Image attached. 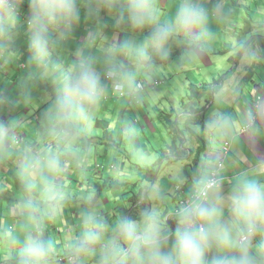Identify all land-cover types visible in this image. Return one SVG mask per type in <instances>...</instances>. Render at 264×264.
I'll return each instance as SVG.
<instances>
[{
	"label": "clouds",
	"instance_id": "1",
	"mask_svg": "<svg viewBox=\"0 0 264 264\" xmlns=\"http://www.w3.org/2000/svg\"><path fill=\"white\" fill-rule=\"evenodd\" d=\"M257 9L249 11L255 14L254 25L264 24V6ZM82 20L90 27L71 51L67 44ZM225 20L224 0L211 5L208 0H178L171 16L162 11L161 0H0V63L16 61L15 41L23 27L29 69L17 84L9 85L18 88L15 97L0 89V160L16 157L22 189L17 204L21 231L10 242L5 264H56L59 242L45 238V233L54 214L73 196L66 169L68 157L75 153L68 146L92 130L110 94L141 103L153 76L177 57L181 69L202 63L213 38L210 24ZM106 30L112 31L111 39ZM261 46L264 30L240 36L229 49L238 59L235 71L250 74L252 66L264 59ZM37 83H43L48 97L36 112L37 117L42 113L43 130L34 140L24 139L13 114L31 104ZM208 85V92L215 91L216 102L222 103L226 98L225 89H218L222 85ZM206 92L190 103L202 104ZM231 94L235 96V90ZM201 112L196 108L181 123L188 122L198 133L200 125L192 121ZM204 130L213 151L196 162L199 172L191 177L178 169L171 177L177 186L191 182L189 193L180 190V195L188 194L184 200L168 207L175 197L155 181L141 183L137 191L146 206L134 215L137 206L132 203L109 224L94 207L99 193L88 191L83 202L89 207L81 212L79 236L63 245L66 262L264 264V159L256 167L246 163L230 176L224 168L230 143L239 141L242 133L251 142L264 137V107L248 109L235 119L214 113ZM220 146L221 151L215 150ZM140 159L148 163L146 153Z\"/></svg>",
	"mask_w": 264,
	"mask_h": 264
},
{
	"label": "crops",
	"instance_id": "2",
	"mask_svg": "<svg viewBox=\"0 0 264 264\" xmlns=\"http://www.w3.org/2000/svg\"><path fill=\"white\" fill-rule=\"evenodd\" d=\"M178 0H161V3L166 11H169L167 16H171L174 14L173 11H175L176 2ZM172 2V3H171ZM170 8V9H168ZM257 13H261L260 11ZM260 15V14H258ZM257 15V16H258ZM228 16V15H226ZM261 18V16H260ZM107 21V18H106ZM225 22V21H223ZM24 21L21 19V24H23ZM222 23V22H215L213 21L210 24V29L214 32V28L216 27V24ZM90 25L88 23H85L84 21H81V26L77 28V30L73 34V39H71L67 47L71 49V51H75L78 46V40L76 39V34L78 31H82V35L87 34V30L89 29ZM254 29L251 31V35L257 34L258 31L264 30V24L255 23L253 25ZM262 27V28H261ZM235 29H230V32H233ZM105 35L111 39L112 37V31L106 30ZM235 39V38H234ZM233 41H227L224 45H222L223 48H225L227 51H229ZM15 46L17 49V59L14 63L9 65H4L3 63H0V89H4L8 91L9 96L15 97L18 94V88L13 87L9 89V85H15L17 84L23 76H25L29 69L25 61L27 60L28 53L25 51L27 48V35L25 34V30L23 27L19 29L18 37L15 41ZM224 52L221 51H213L211 56L207 54L203 62H197L193 66L187 65V67H184L181 69L182 72L186 73L184 76H187V74L195 75L192 78L196 82V84H210L214 85L216 82H218L220 86L218 89H225V96L226 98L222 103H217L215 99V91L210 94L208 91L204 94V101L202 104L197 103H190L187 101L186 104L183 103V98H188L189 92L188 87L190 83V80H188V77L184 79H178L176 74L174 73V70L170 69V66L172 64H179L180 59L176 58V60L170 64L167 65V68H162L161 73H157V76L160 80L163 81V83L160 85V87L157 90H151L149 92L144 93V100L141 103H137L135 101H129L126 98L125 105H123L125 108L128 107H137L139 112L141 110V113H144L145 117L143 119V122H140V115L139 119L133 124V126L138 127L141 131H144L142 136H147V133L145 130L149 129V131L157 130L156 133L158 134V127L156 126L157 120H159L160 113H173L174 116V122L177 124V127L180 132H183L184 135L177 133V130L175 133H172L171 131H168L169 134H172L176 136L177 141L175 143V146L178 148H182L181 155L176 159L177 165H174V168L177 170H182L184 173H186L188 176L194 177L196 173L199 172L200 165L195 162L201 161L205 158H207L210 153L213 151L212 146L209 144V136L208 133L204 130L205 137L203 139H199L197 144H190L188 137L186 134L191 130L188 127V122L181 123V120L186 117L189 113H192V107L193 105L196 106V108H199L201 110L202 115L198 117L200 120V126L204 128V125L208 121L209 117L212 116L214 113H220V114H229L234 119L238 117L239 115L245 113L246 110L252 109V108H260L264 107V59H259L256 64H254L251 68V73L249 76L243 75L241 76L238 72L235 71V66H237V62H232L231 59L228 57L227 62H230L229 64H218L215 58L213 56H219L222 55L223 57ZM260 54L261 56H264V47L261 46L260 48ZM258 64V67L256 65ZM26 67V68H22ZM183 76V77H184ZM156 78V77H155ZM155 78H152V81L155 80ZM250 79H253V81H249ZM151 81V82H152ZM238 81V83L236 82ZM159 82V81H158ZM222 82V83H221ZM253 82L254 85L252 88H250V92H248V95L246 94L245 88L249 85V83ZM44 85L43 83H37L35 87L32 88V96L33 99L31 101V104L25 108V106L21 105L18 107V109L13 114V117L16 118L17 123L19 125V115L27 114V119H29L27 122H25V125H19L17 129L18 134H23L24 139H32L34 140L37 135L43 130L42 126L43 124H36L37 121H43L42 118L36 117L37 110L40 109V106L44 103L41 101H38L37 103L35 101V95L38 91H43ZM235 90L236 95L233 96L231 93ZM117 99L123 97L112 95L111 97H108L104 102L106 103L108 99ZM214 98L213 104L208 107L207 104L210 103V100ZM260 100V104H259ZM166 102V104H165ZM107 104V103H106ZM183 105V106H182ZM108 106V105H107ZM118 108V107H117ZM206 109V110H205ZM102 111H108V107L102 108ZM207 111V112H206ZM42 114V113H41ZM33 115V116H32ZM126 115V117H127ZM97 125H101L100 122H97ZM102 127V125H101ZM100 127V128H101ZM176 127V129H177ZM26 128L28 129V133L26 131ZM98 126L96 129H100ZM109 129H111L109 127ZM138 129V130H139ZM166 135L162 134L158 139L161 140L162 143H165ZM152 138L157 139L156 137ZM231 144V155L228 160L224 162V168H225V174L226 175H234L238 173L239 171L243 170L245 167V164L247 163L250 167H256L258 165L259 159H264V137H256L254 142L249 141L247 135L241 134V138L236 143H230ZM74 145H76L74 143ZM222 145V144H221ZM41 147H43V143L40 144ZM61 147H64L63 145H60ZM70 146V145H69ZM202 147V148H201ZM80 147L76 146L75 151V157L69 158L68 157V170L66 169V178L68 177L70 181H72L73 172H71L72 168L70 166L72 165V159H80ZM68 150V149H67ZM217 151H221V146L218 149H215ZM170 152L168 151V154ZM191 157H188L190 156ZM152 158V155H150V159ZM81 161V160H80ZM159 167V165L157 164ZM117 167V168H115ZM109 169V166H108ZM118 169V165L115 163L111 166L110 171H116ZM193 169L196 170V172H193ZM90 172V171H89ZM105 172V169H104ZM102 180L105 179V176L101 177ZM159 178V175L157 176V179ZM81 175H79L77 178H75V181H78L79 184L76 185L73 181L70 183L73 187L79 186L80 188H96V185L94 183L85 182L84 185L81 183ZM87 181V180H86ZM160 181V180H159ZM189 185H183V186H177L176 183L172 184L170 182H164L162 183V186H160L164 191L170 194V197H175V199H170L171 202H167L168 207L171 206V203L173 205L178 204L179 196H180V190L182 188L186 189L187 192H189L188 187H190L191 182H188ZM111 187V186H109ZM115 186V189H118ZM108 188V187H107ZM172 193H174V196H172ZM22 196V189H21V183L19 181L18 175H17V160L16 157L13 156L11 158H5L3 160H0V248L2 249V255L3 260L0 262V264H5L7 254L11 251V240L16 236L20 231L21 228L17 229V221L14 216H12V208L14 207V204L12 202H18ZM14 197L15 199H12ZM72 199V198H71ZM107 202L106 197H101L99 201ZM144 206H146L145 203L138 204L136 210L140 211ZM6 213V214H5ZM62 225L63 228L57 229V227H54L55 230L62 233V229H64L65 232H68L70 230L77 231L79 228L78 223H73L70 220L66 221L62 219ZM49 228V226H48ZM80 230H78L79 232ZM13 233V234H12ZM52 235V231L50 228L46 230L45 238L49 239ZM63 236V244L65 243V238ZM73 240L72 238H68V241ZM59 247H61L63 250V247L58 244ZM58 257H61V254L57 255ZM67 258L64 257L63 260H61L62 264H66ZM63 261V262H62Z\"/></svg>",
	"mask_w": 264,
	"mask_h": 264
},
{
	"label": "rangeland",
	"instance_id": "3",
	"mask_svg": "<svg viewBox=\"0 0 264 264\" xmlns=\"http://www.w3.org/2000/svg\"><path fill=\"white\" fill-rule=\"evenodd\" d=\"M212 1L215 2V0H208L209 5L214 3ZM177 4L178 1L176 2V6ZM224 4L225 13L228 16H226L225 22L216 24L214 32L212 29H210L213 33V38L208 41V48L210 49L208 54L210 56L213 51L224 52L223 57L222 55L213 56V58H215L220 65L226 63L229 64L230 62H227L228 57L232 62L238 60L232 55L230 50L227 51L222 47V45H224L227 41H233V44L240 36L249 35L251 33V31L254 29L253 25L256 18L255 14L249 11L258 10L257 8L259 4L264 6V0L261 2H259V0H224ZM161 7L162 11L167 16L169 11L165 10L162 3ZM229 9H232L233 11H229ZM241 12L244 14L243 17L239 15ZM232 28L235 30L230 32V29ZM81 35L82 31L80 30L76 34L78 44L79 37ZM96 54L99 55L98 52ZM177 58L180 59L179 57ZM191 65L193 66L194 64ZM163 68H167V65H165ZM170 69L174 70V73L178 79H183L184 74H186L181 71L179 64L176 63L172 64ZM161 71L162 70H160L159 73H161ZM158 74L154 75L153 78L157 77ZM249 81H253V79H250ZM253 85L254 83L251 82L245 88L247 95ZM111 96L112 94H110L108 97ZM47 98L48 97L45 90L38 91L35 95V101L37 103H39L38 101L45 103ZM125 101L126 98H112V100L108 99L106 102L107 104L104 103L102 108L108 107L109 112L102 111L101 108L96 117V122L92 130L80 137V139L75 142L76 145L73 144L68 146L69 152L75 151L76 146L81 148V158L78 159L79 167H77V159H72V165L70 166V168H72L71 172L74 173L72 176V181L76 185H78L79 182L75 181V178H77L79 175H81L80 181L82 185H84L85 182H89L102 186L105 185L106 180L110 176H112L115 181L121 184L119 187H117L118 189H115L112 186L102 189L101 197L105 196L107 202L100 200L94 204L95 209L108 220L109 224H111L117 216L124 214L130 204L134 203L136 206L138 204H143L141 201V192L137 191V188L141 183L150 184L155 181L159 187L162 186V183L164 182H170L174 184L175 182H173L171 177L176 174L174 165H177L175 161L177 158H179L178 152L176 151L177 147L175 146L177 141L176 136L169 134L163 124H161L158 134L152 133L156 132L157 130L149 131V129H147L145 130L147 136H142L144 131H141L138 127L133 126V124L139 119V115L140 122H143L145 115L144 113H141V110L139 112L137 107L129 108L130 111L127 115L128 107L125 108L123 106L125 105ZM37 118H42V114L41 117ZM18 119L19 125L21 126L25 125V122L29 120L27 119V114L19 115ZM97 122H100L102 127L101 125H97ZM199 122L200 120L198 117L194 115V120L192 123L200 125ZM36 124H43V121H37ZM97 126L101 128L96 129ZM109 127L111 129H109ZM26 131L27 133L29 132L27 128ZM172 133H174V131ZM162 134L166 135L164 138L165 143H162L161 140L158 139ZM151 135L157 139L152 138ZM186 136L188 137L190 144H197L199 139L201 140L205 136L204 128L200 126V131L198 133H193L190 130ZM168 151L170 152L169 154ZM141 153L147 154L148 163H145V161L140 159ZM150 155H152L151 159ZM180 156L182 155L180 154ZM188 157H191V154ZM69 158H71V156H69ZM199 161H201V159ZM115 163L119 166L118 169L116 171H110L109 169H111V166ZM194 164L196 165L197 163L195 162ZM158 175L159 178L157 179ZM102 176H105L104 180H102ZM72 181H70V179L67 177V182L69 183V187L73 192V196L71 197L72 199L70 198L69 201L54 214L53 219L49 221L48 224L50 230L52 231V235L48 238L54 243L58 241V244H60L62 247L64 245L63 236L65 237L67 235L65 242L68 241V238L74 239L79 236L81 231V212L82 210H85L87 207H89L83 202L84 195L90 190H95L98 192L97 187L94 189H85L80 188L79 186L73 187L70 185ZM187 185H189V183ZM189 188L190 187H188V189ZM172 195L174 196V193H172ZM187 196L188 194L180 195L178 203L184 200ZM131 197H135V199L131 200ZM12 199L15 198L12 197ZM18 200L20 201V199ZM19 201L12 202L14 204V207L12 208V216H14L17 221L16 230L21 228L17 209V204ZM169 202H171L170 199ZM171 206H173L172 203ZM138 212L139 211L136 210L134 215L138 214ZM62 219L66 221L70 220L73 223H78V230L80 231L78 232V230H70L65 232L64 229H62L61 231L63 234H61V232L55 230L54 227H57L58 230L63 228ZM49 228H47V230ZM58 244L56 245L57 252L55 255L57 256L58 254H61L62 256L56 262V264H62L61 260H63L65 255L64 251L61 250L62 248L59 247ZM2 254V249L0 248V262L3 260V257H1ZM90 264H93V262H90Z\"/></svg>",
	"mask_w": 264,
	"mask_h": 264
},
{
	"label": "trees",
	"instance_id": "4",
	"mask_svg": "<svg viewBox=\"0 0 264 264\" xmlns=\"http://www.w3.org/2000/svg\"><path fill=\"white\" fill-rule=\"evenodd\" d=\"M82 22H83V20H82ZM193 76H195V75L187 74V76H184V78L188 77V80L191 79L190 80V83L191 84H189V87L187 89L188 92H189V96H188V98H183L184 99V101H183L184 104H186L187 101L188 102H194V101L200 100L201 99V96H202V93L204 91H208V89H210L209 88L210 86L208 84H205L204 87H201L200 84H196V82L192 78ZM248 76H249V74H248ZM158 77H160V76H157L154 81L149 82L148 85H151V86L147 87L146 90H145V92H149L151 90H157L160 87V85L163 83V81L160 80ZM202 90H204V91H202ZM195 110H196V107L193 106V112ZM173 120H174V116H173V113L172 112L171 113H160L159 120H157V122H156V126L158 127V130H159L160 127H161V124H163L168 131H171V132L174 131V133H175V131L177 130V133H180V134L184 135L183 132H180L179 131V129L177 127V124ZM176 127H177V129H176ZM176 151L178 152V154L180 156V154L182 152L181 149L178 148V150H177V148H176ZM108 184H110V185H108ZM119 185H121V184L119 182L115 181L112 176H110L106 180L105 185H102V186L101 185H96V187L98 189V193H99V196L101 198L102 189H105V188H107L109 186L115 187V186H119ZM100 198H98L95 201V203H97Z\"/></svg>",
	"mask_w": 264,
	"mask_h": 264
},
{
	"label": "built area",
	"instance_id": "5",
	"mask_svg": "<svg viewBox=\"0 0 264 264\" xmlns=\"http://www.w3.org/2000/svg\"><path fill=\"white\" fill-rule=\"evenodd\" d=\"M229 150H230L229 145H228V144L225 145V147H224V151L226 152V154L229 153Z\"/></svg>",
	"mask_w": 264,
	"mask_h": 264
}]
</instances>
